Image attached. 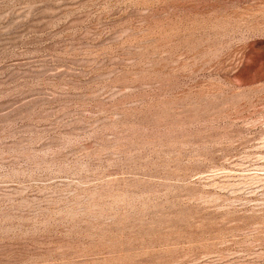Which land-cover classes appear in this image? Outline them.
Instances as JSON below:
<instances>
[{"label":"rangeland","instance_id":"rangeland-1","mask_svg":"<svg viewBox=\"0 0 264 264\" xmlns=\"http://www.w3.org/2000/svg\"><path fill=\"white\" fill-rule=\"evenodd\" d=\"M0 264H264V0H0Z\"/></svg>","mask_w":264,"mask_h":264}]
</instances>
